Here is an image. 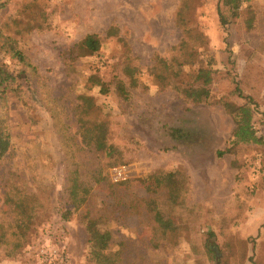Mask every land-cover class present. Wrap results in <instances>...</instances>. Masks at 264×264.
I'll list each match as a JSON object with an SVG mask.
<instances>
[{
    "label": "rangeland",
    "instance_id": "1",
    "mask_svg": "<svg viewBox=\"0 0 264 264\" xmlns=\"http://www.w3.org/2000/svg\"><path fill=\"white\" fill-rule=\"evenodd\" d=\"M2 1L0 24L12 26L27 4L45 28L12 35L36 69L28 70L32 77L20 80L22 86L57 99L48 103L50 110L61 113L56 106L63 107L61 121L71 135L77 96L93 102L108 122L109 142L123 165L111 168L109 161L95 158L87 166L100 170L90 196L94 205L108 203L114 212L99 220V230L110 233L121 264H264V0H237L236 15L227 0ZM178 12L186 29L176 25ZM109 30L115 35L107 36ZM87 35L101 39L100 50L74 59V45ZM182 42L194 64L184 66L182 80L198 67L214 72L207 105L182 102L150 72L159 69L158 61L170 65ZM3 50L0 39V57ZM91 75L103 82L116 75L125 94L115 91L113 81L107 94L99 93L87 81ZM245 98L261 143L234 146L235 126L223 104L244 105ZM3 103L11 148L0 162V226L7 231L6 224L32 221L19 250L11 251L8 236L0 242V264H86L84 225L75 214L68 221L61 217L70 208L64 201L68 163L57 121L37 102L26 114L15 94ZM169 129L180 130L179 138L170 137ZM157 171H176L187 179L183 201L174 208L177 217L187 219L186 232L166 238L145 212L129 207L131 195L149 196ZM129 179L123 188L114 186ZM119 201L121 212L114 208Z\"/></svg>",
    "mask_w": 264,
    "mask_h": 264
},
{
    "label": "trees",
    "instance_id": "2",
    "mask_svg": "<svg viewBox=\"0 0 264 264\" xmlns=\"http://www.w3.org/2000/svg\"><path fill=\"white\" fill-rule=\"evenodd\" d=\"M5 2L0 0V11L2 9L4 11L6 8ZM218 3H220V0ZM225 3L227 6L232 4L231 11L236 15L238 11L237 0H227ZM27 9L28 5L25 4L20 12V19L13 21L12 26L0 24V39L4 42L6 49L2 51L3 56L0 57V162L11 148V134L7 129L4 116L5 104L3 101L6 96L15 94L26 114L34 110L32 102H37L39 107H42L51 117L52 121L53 119L57 121L55 128L60 135L62 146L67 155L66 161L68 164L63 167V193L65 196L64 201L70 209L62 213V219L68 221L75 214L84 225V230L88 236L86 264H121V252L113 250L110 233L99 230V220L105 216L108 217V215L112 216L114 212L107 209L108 203H105L104 206L94 205L90 196L93 190L91 183L99 181L97 176L100 175V170L96 169L93 172L87 166L95 158L109 161L108 166L111 168L121 166L123 165L121 164V154H118L115 147L109 142L108 122L97 113V108L93 102L84 100L81 95L76 97V102L72 105L76 131L71 135L69 128L61 121L60 114H63V107L61 105L56 106V109L60 110L61 113L54 112V109L50 110L48 103H55L57 99L51 98L48 93L43 95L35 90L28 92L22 86L20 80L26 81L27 78H31L32 75H29V71L36 73V69L29 63L24 54L17 49L16 39L12 35L18 36L45 30L42 22L36 20ZM179 12L175 22L176 25L184 28V18ZM217 13L221 26L225 27L228 21L220 13L219 7L217 8ZM107 33V36L115 35V32L112 34L110 30ZM184 46L185 42H182L176 51L177 55L171 61V64L173 61L175 62V67L171 66V64L169 65L167 61H158L157 66L159 69L153 70L154 68H152L150 72L156 75L155 78L157 80L166 83L164 84L165 87L169 86L173 89L182 102L193 106L207 105L211 99L209 86L212 83L214 72L207 67H198L187 77L188 81L182 80L184 66H194L193 55L190 51L188 53ZM100 48L101 39L97 35H87L74 45V59L93 56ZM181 52H183V55L177 58ZM3 58L14 62L16 64L15 68L18 66V69H11L4 61L1 62ZM87 81L91 88H96L103 95L109 92L110 81H113L115 91L119 95L125 94L124 85L118 80L116 75H113L109 82H103L97 75H91ZM235 91L241 97L239 90L236 89ZM245 100H247L246 104L240 106L229 102H224L223 104L226 113L231 117L235 126L230 140L234 146L261 143V139L256 136L255 131L252 129V112L249 108L250 100L249 98H245ZM169 131L168 135L170 137L179 138L180 130L169 129ZM75 137L78 139L77 141ZM223 154L222 152L217 153L218 156ZM152 179L154 188L148 197L138 198L136 194L131 195L129 200L131 211L136 213L145 212L151 219L155 232H160L164 238L178 235L181 230L186 232L185 223L187 219L177 217L174 208L180 201L181 203L183 201L184 194L187 191V179L185 178L183 181L180 173L178 174L176 171H157L152 175ZM131 181L130 179L120 180L114 186L123 188ZM92 206L95 208L91 209L90 207ZM116 207L119 208L116 211L121 212L122 202H116L114 208ZM116 214L115 212L114 215ZM181 215L179 213V216ZM31 221L28 218L27 224L24 226L16 223L10 226L6 224L11 228L7 231L1 225L0 242H4L5 237L8 236L12 243L11 251L19 250ZM207 251L211 254V247H208Z\"/></svg>",
    "mask_w": 264,
    "mask_h": 264
}]
</instances>
